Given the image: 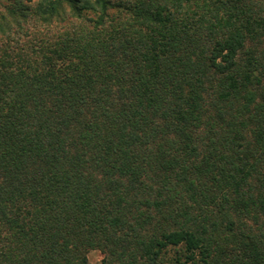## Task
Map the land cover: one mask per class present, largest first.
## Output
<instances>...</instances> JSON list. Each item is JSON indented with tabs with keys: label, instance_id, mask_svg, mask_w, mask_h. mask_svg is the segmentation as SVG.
<instances>
[{
	"label": "trees",
	"instance_id": "obj_1",
	"mask_svg": "<svg viewBox=\"0 0 264 264\" xmlns=\"http://www.w3.org/2000/svg\"><path fill=\"white\" fill-rule=\"evenodd\" d=\"M6 12L0 264H264V0Z\"/></svg>",
	"mask_w": 264,
	"mask_h": 264
},
{
	"label": "rangeland",
	"instance_id": "obj_2",
	"mask_svg": "<svg viewBox=\"0 0 264 264\" xmlns=\"http://www.w3.org/2000/svg\"><path fill=\"white\" fill-rule=\"evenodd\" d=\"M16 1H20L24 6L32 9L37 4V2L40 0H31V1H28V0H0V14H3L6 19L11 20L9 19L10 17L7 16L6 9L10 7L11 4H14ZM111 14L112 15L116 14L115 9L111 10ZM20 25L21 26L23 25V29L18 28V25H16V26H13L12 29L10 30L11 32H13V35H11L12 36L11 43L13 44V46H17L16 45L17 37H21V40H19V44L21 46H26L28 43L33 41L34 36H37L38 33H40V28L38 24L31 22V23H21ZM102 257L103 255L97 250L89 251L87 253L88 264H101Z\"/></svg>",
	"mask_w": 264,
	"mask_h": 264
}]
</instances>
